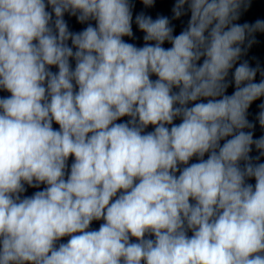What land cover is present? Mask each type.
<instances>
[{
	"label": "clouds",
	"instance_id": "clouds-1",
	"mask_svg": "<svg viewBox=\"0 0 264 264\" xmlns=\"http://www.w3.org/2000/svg\"><path fill=\"white\" fill-rule=\"evenodd\" d=\"M250 5L0 0V264H264Z\"/></svg>",
	"mask_w": 264,
	"mask_h": 264
}]
</instances>
